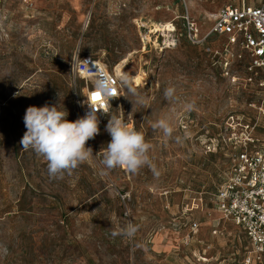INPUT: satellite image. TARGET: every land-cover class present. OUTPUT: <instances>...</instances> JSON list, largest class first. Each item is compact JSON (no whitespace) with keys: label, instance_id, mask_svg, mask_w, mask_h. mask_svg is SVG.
<instances>
[{"label":"rangeland","instance_id":"rangeland-1","mask_svg":"<svg viewBox=\"0 0 264 264\" xmlns=\"http://www.w3.org/2000/svg\"><path fill=\"white\" fill-rule=\"evenodd\" d=\"M239 1L0 0V264H241L247 241L220 219L213 194L232 148L220 146L228 115L250 114L251 94L221 74L206 50L216 46L212 39L188 42L182 18L204 33L209 13ZM166 22L174 27L168 36L150 32ZM76 55L109 70L126 61L147 104L120 81L109 116L144 134L158 177L147 167L103 170L106 126L86 144L93 157L63 179H50L43 157L22 148L29 106L57 104L69 121L79 118L84 79L72 72ZM169 87L174 100L164 96ZM161 119L170 137L153 128ZM191 221L200 223L194 232ZM129 223L134 237L112 235Z\"/></svg>","mask_w":264,"mask_h":264},{"label":"built area","instance_id":"built-area-1","mask_svg":"<svg viewBox=\"0 0 264 264\" xmlns=\"http://www.w3.org/2000/svg\"><path fill=\"white\" fill-rule=\"evenodd\" d=\"M182 18L188 42L204 46L212 39L216 46L206 50L216 58L221 74L230 77L238 88H248L251 94L245 102L250 114L228 115L223 134L226 138L220 146L232 148L225 155L226 172L213 197L220 219L232 224L247 241L248 251L241 264H264V0H240L219 7L207 15L210 25L204 33L189 15ZM238 68L241 75L233 71ZM72 72L84 78L79 117L90 110L89 105L103 109L106 113L97 112L101 131L120 99V80L106 64L89 55H76ZM105 78L112 81L115 97L110 100L100 94V99L93 101L95 82ZM199 226L197 221L188 223L193 232ZM217 228L213 226L212 234L217 233Z\"/></svg>","mask_w":264,"mask_h":264},{"label":"clouds","instance_id":"clouds-1","mask_svg":"<svg viewBox=\"0 0 264 264\" xmlns=\"http://www.w3.org/2000/svg\"><path fill=\"white\" fill-rule=\"evenodd\" d=\"M129 91L136 97V103L146 105L147 100L140 96L131 85L127 75L121 77ZM96 93L103 94L110 100L115 97L113 83L105 78L95 82ZM174 88L165 89L164 96L174 100ZM133 104V102L131 101ZM89 105V104H88ZM187 107L191 109L192 104ZM64 108V107H63ZM89 111L75 121L67 119L68 112L60 110L57 104H45L42 107L29 106L24 115V125L27 129L20 144L24 150L31 149L47 162V172L50 179H63L65 174L72 175L83 163L93 157V149L86 147L90 139L99 134L100 120L97 112L103 109L89 105ZM154 129L162 130L165 137H170L173 128L169 122L161 119L153 124ZM111 137L110 142L103 150V170L124 168L135 174L141 168H149L155 176H159L156 165L149 156L152 145L145 140L142 132L117 115H110L105 129ZM137 228L129 223L121 232L112 235L134 237Z\"/></svg>","mask_w":264,"mask_h":264},{"label":"bare ground","instance_id":"bare-ground-1","mask_svg":"<svg viewBox=\"0 0 264 264\" xmlns=\"http://www.w3.org/2000/svg\"><path fill=\"white\" fill-rule=\"evenodd\" d=\"M173 31V25L171 23H164V24H154L153 28H150L151 33H157V32H163L164 36H168V33ZM163 39V38H162ZM125 68H126V61L123 60L115 65V67L112 69V71L117 75L118 79L120 81L121 77L126 75L125 74ZM82 78V77H81ZM84 79V78H82ZM133 81L136 83H143L144 79L141 75L133 76Z\"/></svg>","mask_w":264,"mask_h":264},{"label":"snow or ice","instance_id":"snow-or-ice-1","mask_svg":"<svg viewBox=\"0 0 264 264\" xmlns=\"http://www.w3.org/2000/svg\"><path fill=\"white\" fill-rule=\"evenodd\" d=\"M92 99H93V101L99 100L100 99L99 94L93 93Z\"/></svg>","mask_w":264,"mask_h":264},{"label":"trees","instance_id":"trees-1","mask_svg":"<svg viewBox=\"0 0 264 264\" xmlns=\"http://www.w3.org/2000/svg\"><path fill=\"white\" fill-rule=\"evenodd\" d=\"M177 31H178L179 34H182L181 33L182 31H180V28ZM183 33H184V28H183Z\"/></svg>","mask_w":264,"mask_h":264}]
</instances>
